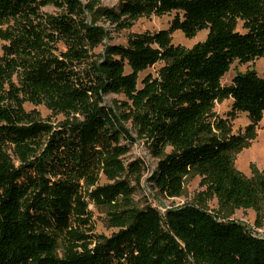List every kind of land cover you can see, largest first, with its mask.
Listing matches in <instances>:
<instances>
[{"label": "trees", "instance_id": "trees-1", "mask_svg": "<svg viewBox=\"0 0 264 264\" xmlns=\"http://www.w3.org/2000/svg\"><path fill=\"white\" fill-rule=\"evenodd\" d=\"M91 2L119 28L143 14L175 15L167 28L95 54L106 31L86 20L81 1L0 0V25L8 24L0 28V264H264V237L240 222L194 204L164 214L148 204L120 209L133 188L123 180L98 185L101 173L115 180L126 170L121 157L132 137L104 104L107 94L124 91L154 153L172 148L150 175L160 192L178 196L184 177L197 174L221 205L260 212L264 168L247 178L232 156L262 119L264 75L236 73L228 85L221 78L235 60L264 56V0H118V8ZM48 5L64 11L45 15ZM177 29L186 37L208 34L185 50L172 43ZM159 61L157 76L138 87L137 73ZM229 97L231 117H248L243 133L209 118L214 103ZM24 102L65 119L33 120ZM142 167L139 160L128 165L133 174ZM89 199L113 209L116 232H94Z\"/></svg>", "mask_w": 264, "mask_h": 264}, {"label": "rangeland", "instance_id": "rangeland-1", "mask_svg": "<svg viewBox=\"0 0 264 264\" xmlns=\"http://www.w3.org/2000/svg\"><path fill=\"white\" fill-rule=\"evenodd\" d=\"M85 9L86 20L95 25L102 26L106 31L104 41L93 49L95 54L102 52L104 47L109 43L126 44L129 36L143 32H154L161 28H167L175 12L165 13L162 15L143 14L132 19L129 27L119 28L115 24H111L101 15L98 7L94 6L91 0H79ZM101 6L118 8V0H99ZM63 9L48 5L42 8L45 15L55 16L63 12ZM11 23V22H10ZM8 24L0 25L4 29ZM237 30L244 32L243 22L238 21ZM208 34V29L199 30L195 36L186 37L181 30H174L171 35L172 43L188 50L197 42L203 41ZM5 43L0 36V54L2 53V45ZM62 49L61 46H59ZM163 65L162 61L139 71L137 73V86L142 85V80L146 77L152 78L157 76L159 68ZM126 67V71H128ZM254 70L260 76L264 75V56L254 58L248 62H240L235 60L229 67L228 71L221 78L222 85H228L236 73H244ZM104 104L113 109L115 114L121 120L123 126L127 129L132 137L129 144L130 150L121 157L126 166V170L117 176L115 180H109L105 174L100 175L98 185H107L118 180H123L133 188L132 194L127 201L119 203L118 208L123 209L129 203L132 207L141 208L145 205H151L158 209L162 214L171 207H181L186 204L198 205L216 217L223 220H233L242 223L252 234L264 237V204L260 212H256L251 207H235L223 206L217 198L212 195L207 184L201 176L190 174L184 177L183 190L178 196L169 197L154 185L150 180V175L155 171L158 162L172 151L170 146L163 149L160 155L154 153L152 144L153 137L142 132L139 126L134 123L132 118L133 112L136 110L130 97L124 92H113L104 96ZM232 99L225 98L216 101L209 114V118L214 121L221 122L225 129L233 134L243 133L249 124L248 117L245 112H236L234 118L231 117ZM24 110L31 116L33 120L48 122L57 125L65 118L62 115H53L44 105H34L30 102H24ZM216 133L218 131L214 130ZM123 143L128 140L122 138ZM235 169L247 178L260 173L264 168V112L262 119L258 122L255 129V135L249 140L248 144L241 150L235 152L232 156ZM140 161L143 165L140 174H133L128 168L132 162ZM89 210L92 214L94 222V232L101 238L110 236L116 232L119 227L113 225L112 208L99 205L95 201L89 199Z\"/></svg>", "mask_w": 264, "mask_h": 264}]
</instances>
